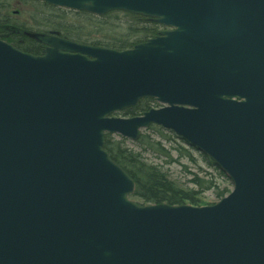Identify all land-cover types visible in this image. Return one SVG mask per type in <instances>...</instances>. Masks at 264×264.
Here are the masks:
<instances>
[{
  "label": "water",
  "instance_id": "1",
  "mask_svg": "<svg viewBox=\"0 0 264 264\" xmlns=\"http://www.w3.org/2000/svg\"><path fill=\"white\" fill-rule=\"evenodd\" d=\"M167 29L132 48L0 36V264H264V0H38ZM154 98L162 106L116 115ZM152 125L211 159L214 204L140 205L105 135Z\"/></svg>",
  "mask_w": 264,
  "mask_h": 264
},
{
  "label": "trees",
  "instance_id": "2",
  "mask_svg": "<svg viewBox=\"0 0 264 264\" xmlns=\"http://www.w3.org/2000/svg\"><path fill=\"white\" fill-rule=\"evenodd\" d=\"M19 1L28 6L21 16L12 10L13 0H0V36L17 48L34 55L41 54L44 49V45L32 36L34 34H52L82 44L124 50L156 37L164 29L149 17L125 11H112L99 16L38 0ZM154 106H159L154 99L144 98L136 106L118 114L140 115ZM153 129L162 132L157 126H151L143 132L138 142L134 143L140 148L138 151L126 138L109 133L105 136V148L109 155L135 181V191L131 195L134 201L142 205L168 203L200 206L208 204L205 202L208 191H213L218 200L231 191L219 182L220 177L225 176L207 156L201 155L212 171L201 166L192 150L173 134L158 138L154 136ZM170 139H173L175 145ZM164 140L170 144H166ZM146 154L164 158L167 160L164 163L168 165L177 163L185 168L190 174L191 185L178 184L164 171V166L150 162ZM187 157L189 163L182 162ZM191 167H197L198 170H192ZM225 181L231 185L226 178Z\"/></svg>",
  "mask_w": 264,
  "mask_h": 264
},
{
  "label": "rangeland",
  "instance_id": "3",
  "mask_svg": "<svg viewBox=\"0 0 264 264\" xmlns=\"http://www.w3.org/2000/svg\"><path fill=\"white\" fill-rule=\"evenodd\" d=\"M13 11H15L18 15H23L25 12V10L28 9V6H26L23 2L19 1V0H13ZM15 13V14H16ZM154 130V136L156 135V137L158 138H164L162 135H168L173 134L168 130L162 129V132L159 131V129H153ZM152 133V130H151ZM174 135V134H173ZM173 142V139H170ZM166 144H170L169 141L164 140ZM173 144L175 145V143L173 142ZM131 146H133L135 148V150H140V148L135 145L134 143H130ZM193 156L199 161V164L201 166H203L204 168L212 171V169H209L207 166V164L205 163V161H203L201 154L197 151H192ZM174 156L176 157V151H174ZM147 159L150 162H156L161 164L162 166H164V171L168 173V175L170 176L171 179H173L174 181L178 182V184L180 185H191V183L189 182V178H190V174L187 172V170L181 166H179V164L177 163H173L168 165L167 163H164V161H167L166 159L162 158H157L152 154H146ZM186 160V161H184ZM184 160H182V162L185 163H189V159L188 157L185 158ZM192 170H196L195 168L197 167H191ZM198 170V168H197ZM219 182L222 184L223 187H228L230 190L233 189L232 185H229L226 181H225V177H220ZM218 201V199L215 197L213 191H208L206 192V197H205V202H207L208 204H212V203H216Z\"/></svg>",
  "mask_w": 264,
  "mask_h": 264
}]
</instances>
